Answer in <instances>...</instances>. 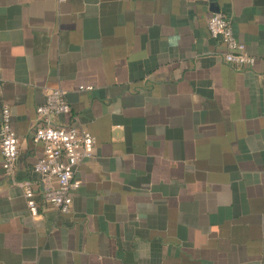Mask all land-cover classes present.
Instances as JSON below:
<instances>
[{
    "label": "crops",
    "instance_id": "obj_1",
    "mask_svg": "<svg viewBox=\"0 0 264 264\" xmlns=\"http://www.w3.org/2000/svg\"><path fill=\"white\" fill-rule=\"evenodd\" d=\"M211 13L252 69L223 61ZM55 89L54 122L96 140L68 214L33 171ZM3 106L19 144L11 175L0 154V264H264V0H0Z\"/></svg>",
    "mask_w": 264,
    "mask_h": 264
},
{
    "label": "built area",
    "instance_id": "obj_2",
    "mask_svg": "<svg viewBox=\"0 0 264 264\" xmlns=\"http://www.w3.org/2000/svg\"><path fill=\"white\" fill-rule=\"evenodd\" d=\"M210 36L219 39L224 46L223 61L237 70H249L255 65V58L246 46L239 42L232 31L231 22L220 13H211L207 19ZM91 87H79L89 91ZM71 111L63 90L55 89L46 93L43 104L36 110L35 127L32 141L43 145V155L34 164L45 188L41 194L46 206L61 214H68L72 203L71 193L80 186L76 177L79 166L84 160L91 159L96 150L95 138L85 129L79 128L76 121L69 125H59L54 119L68 115ZM0 154L2 170L11 175L17 166L19 140L12 127L11 112L3 106L0 112ZM55 184L51 185L50 182ZM23 195L29 213L38 216V206L34 193L24 186Z\"/></svg>",
    "mask_w": 264,
    "mask_h": 264
}]
</instances>
